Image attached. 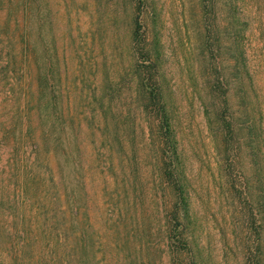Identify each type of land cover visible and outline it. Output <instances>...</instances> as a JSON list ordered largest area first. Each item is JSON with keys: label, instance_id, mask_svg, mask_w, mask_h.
I'll return each mask as SVG.
<instances>
[{"label": "rangeland", "instance_id": "1", "mask_svg": "<svg viewBox=\"0 0 264 264\" xmlns=\"http://www.w3.org/2000/svg\"><path fill=\"white\" fill-rule=\"evenodd\" d=\"M137 15L143 55L132 42ZM240 18L264 113V0H0V264H67L77 239L84 264H179L158 122L145 110L147 51L183 155L194 252L203 264H256L264 212L254 220L245 189L251 151L241 138L235 162L222 160L206 86L211 64L232 83L239 117L229 75Z\"/></svg>", "mask_w": 264, "mask_h": 264}, {"label": "trees", "instance_id": "2", "mask_svg": "<svg viewBox=\"0 0 264 264\" xmlns=\"http://www.w3.org/2000/svg\"><path fill=\"white\" fill-rule=\"evenodd\" d=\"M235 20V19H234ZM233 20V21H234ZM240 23L242 25L241 30L237 35L238 39V55L237 65L231 67L232 73L229 75L233 83L237 86V92L240 97V113L239 117L235 112H232L231 101L229 99L230 83L227 81V76L217 68L213 66L207 70L210 72L206 75L208 77L206 86L208 96L212 105V110L208 114L209 118L213 120V133L218 138V154L222 157V160L227 161L230 164L234 161L233 155L238 149H234L235 145H240V139L248 150L251 151V165L253 167V183L247 181L245 189L251 199L253 198L255 207L257 205L256 213L252 211L255 217L261 215L264 212V129L262 126L263 112L260 107H256L254 104L255 99L253 92H255V86L253 83V75L249 65V59L247 54V47L245 44V32L246 22L243 20ZM142 28L140 16L137 15L134 20V29L132 31V42L135 52L143 55L142 46ZM243 41V43H242ZM232 56H234L232 54ZM146 58L143 57V66L147 72V78L142 83L145 94V110L153 112L158 122L157 140L158 151L160 152V158L158 157V164H161V184L164 191H169L173 198V227L169 232L168 240L172 247L173 255L179 264L183 263V260L187 259L188 264H203L199 254L194 252L193 242H191L189 227L192 225L191 214V199L188 191V181L185 177V168L183 166V155L180 149L179 140L177 139V131L174 128L172 116L168 108V102L164 88L159 80V68L156 65V59L151 55V51H147ZM155 63H154V61ZM206 67V66H205ZM235 72V74H234ZM252 100L254 106H252ZM52 98L50 100L49 108L52 107L56 110L57 100ZM55 107V108H54ZM52 109V111H54ZM57 116L55 123L58 127L62 126V119L60 114L54 113ZM60 133H63L62 127L59 129ZM62 137H53V148H56L57 153L60 154L63 145ZM253 145L255 147H253ZM252 155V152H255ZM61 155V156H62ZM233 165H229L228 171L231 170ZM232 172V177L239 174ZM240 176V175H239ZM257 201V203H256ZM264 220L259 221V225L255 230L256 240L254 242L255 247L259 250L258 260L256 264H263L264 258ZM52 241L55 240L58 244L60 237H58L55 227L51 230ZM74 239V238H73ZM73 248L68 250L67 264H84L86 263L85 254L89 252L87 245L81 246L78 249V239L75 241ZM81 250V253H80ZM263 261V262H262ZM254 264V263H253Z\"/></svg>", "mask_w": 264, "mask_h": 264}]
</instances>
